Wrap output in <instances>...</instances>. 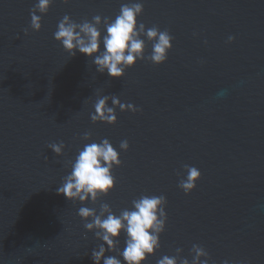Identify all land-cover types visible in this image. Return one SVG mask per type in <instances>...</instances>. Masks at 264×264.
Listing matches in <instances>:
<instances>
[{
	"label": "water",
	"instance_id": "water-1",
	"mask_svg": "<svg viewBox=\"0 0 264 264\" xmlns=\"http://www.w3.org/2000/svg\"><path fill=\"white\" fill-rule=\"evenodd\" d=\"M131 2L54 0L37 32L30 28L37 0H0V264H94L102 241L78 209L107 203L119 215L133 199L161 194L166 229L146 264L176 248L191 260L193 244L210 264H264V0H140L138 22L167 29L173 47L165 63L138 60L122 78L97 72L54 39L65 14L115 19ZM142 38L150 55L152 42ZM105 95L140 110L116 107V124L93 123ZM105 138L122 161L114 190L83 205L58 194L78 150ZM61 141L57 156L48 145ZM185 164L202 174L188 195L178 187Z\"/></svg>",
	"mask_w": 264,
	"mask_h": 264
},
{
	"label": "clouds",
	"instance_id": "clouds-1",
	"mask_svg": "<svg viewBox=\"0 0 264 264\" xmlns=\"http://www.w3.org/2000/svg\"><path fill=\"white\" fill-rule=\"evenodd\" d=\"M70 2L71 0H63L64 4ZM53 3L54 0H37L30 10V28L33 31L41 30L42 15L47 14ZM143 11V3L137 0L122 4L115 19L98 14L91 21L84 19L77 22L65 14L58 22L53 36L71 57L77 52L84 54L95 65L97 72H106L110 78H122L125 71L138 60H147L155 65L165 63L173 47L174 37L167 29L160 30L156 25L146 29L144 23L138 22ZM27 31L25 29L24 33L27 34ZM142 37L152 42L150 55H145L146 43ZM234 39V36H229L228 43ZM109 99L111 107L108 105ZM116 107L133 113L140 110L131 103H122L116 95H105L98 98L94 105L92 122L116 124ZM82 139L91 140V133H84ZM48 147L59 156L63 154L65 145L61 141L51 143ZM119 148L127 151L128 141H121ZM68 163L71 171L63 178L57 193L69 201H79L83 205L89 201L95 204L100 197L107 196L114 190L116 178L112 174L113 168L120 167L122 161L119 152L105 138L99 143H86L78 150L74 161ZM183 167L187 175L180 179L178 187L188 195L196 188L202 174L195 166L185 164ZM166 206L167 198L161 194L141 195L133 199L131 207L122 209L119 215L107 203H101L99 211L94 207H80L78 215L85 221L84 228L102 241L97 248L92 249L94 264H122V261L123 264H146L148 257L155 255L161 247L160 236L166 229L168 219ZM122 233L125 235V247L120 251L118 245ZM182 251L183 249L176 248L175 255H164L157 260V264H210L211 257L201 245H192L191 260L182 257ZM108 252H115L117 255H106ZM117 257H122V260ZM223 264L231 262L226 259Z\"/></svg>",
	"mask_w": 264,
	"mask_h": 264
}]
</instances>
